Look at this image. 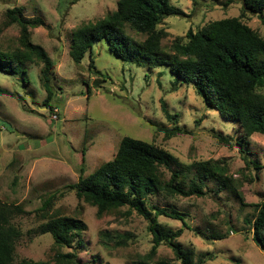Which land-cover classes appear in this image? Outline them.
I'll return each instance as SVG.
<instances>
[{"label": "rangeland", "instance_id": "obj_1", "mask_svg": "<svg viewBox=\"0 0 264 264\" xmlns=\"http://www.w3.org/2000/svg\"><path fill=\"white\" fill-rule=\"evenodd\" d=\"M119 0H0V47H20L21 27L10 23L7 11L20 8L25 17L43 23L30 27L31 39L42 45L54 61L52 107L45 104L47 91L40 79L42 64L28 63L26 73L0 71V201L19 205L25 213L14 218L22 235L16 242L17 259L53 260L57 251L50 234L37 231L42 222L39 208L53 198L52 210L82 219V245H75L80 262L88 264H136L153 246L149 222L128 207L97 215V208L78 199L70 186L114 158L120 142L129 135L154 143L186 164L215 160L229 164L230 175L239 185L245 204L233 191L215 192L206 180L204 196L165 197L154 194L148 204L177 209L186 214L189 228L178 239L196 253L211 252L205 264H264V252L252 238L247 220L264 199V134L249 139L247 166L240 147L221 142L215 133L242 138L239 124L209 108L192 84L176 82L168 66L148 67L126 62L99 42L96 66L89 55L81 63L70 57L73 32L82 24L97 21L117 9ZM185 15L164 20L169 35L162 44L170 50L177 36L196 31L209 21L242 17L264 37V24L257 15L243 12L242 0H171ZM138 42L145 35L128 29ZM165 105L171 117L163 110ZM58 109V119L53 115ZM176 128H179L177 130ZM177 130V131H176ZM263 166L257 169L256 166ZM163 179L170 171L162 168ZM194 173V172H193ZM191 173L190 176L193 175ZM166 227H183L180 220L159 216ZM219 231L218 239L207 236ZM201 232V233H199ZM130 233L127 246H116L109 235ZM70 251L71 248H63ZM174 264L172 249L162 244L155 259Z\"/></svg>", "mask_w": 264, "mask_h": 264}, {"label": "trees", "instance_id": "obj_2", "mask_svg": "<svg viewBox=\"0 0 264 264\" xmlns=\"http://www.w3.org/2000/svg\"><path fill=\"white\" fill-rule=\"evenodd\" d=\"M242 3L243 17L245 13L257 15L264 24V0H242ZM7 15L10 23H18L21 27L20 47L13 50L0 47V71L26 73L28 63L42 64L40 79L48 93L45 104L52 107L54 61L42 45L32 41L29 29L43 22L25 17L17 7L8 10ZM180 15L185 12L171 0H119L117 9L106 17L84 23L73 32L70 57L79 64L88 54L90 68L103 75L94 58V47L103 41L113 54L126 62L150 68L168 66L176 75V82L192 84L209 108L240 125L243 136L234 142L220 133H215V137L239 146L247 166L256 164L247 158L249 152L246 151L253 134H264V37L242 17H226L209 21L196 31L190 29L185 36H177L170 50H166L162 41L169 32L161 24L170 16ZM128 29L145 35V39L136 41ZM0 92H4L1 86ZM163 110L172 118L165 105ZM163 167L170 171L168 180L163 179ZM206 180L216 182L215 192L231 190L245 204L226 161L219 163L209 159L186 164L163 147L126 135L113 159L89 175H82L70 187L79 200L97 208L98 216L128 207L130 212L136 211L149 222L153 246L149 253L139 257L136 264H174L166 258L155 259L162 244L172 249L180 264H205L214 258L211 252L196 253L178 240L184 227H190L186 214L173 208L150 206L148 198L154 194L204 196ZM52 206L53 198H48L39 208L42 222L37 231L52 236L57 248L53 260H19L15 251L22 231L13 220L25 210L19 205L0 201V264H88L80 262L74 250L75 245H82L81 235L87 229L85 222L57 209L52 210ZM162 215L180 220L184 226L175 230L166 227L158 221ZM247 224L252 238L264 252V199L255 205V213ZM130 235H109V238L116 246H127ZM223 236L216 231L207 239ZM65 247L72 250L64 251Z\"/></svg>", "mask_w": 264, "mask_h": 264}, {"label": "water", "instance_id": "obj_3", "mask_svg": "<svg viewBox=\"0 0 264 264\" xmlns=\"http://www.w3.org/2000/svg\"><path fill=\"white\" fill-rule=\"evenodd\" d=\"M0 125H3L5 127L9 128L10 130L13 129L12 126L9 123L5 122V121H0Z\"/></svg>", "mask_w": 264, "mask_h": 264}, {"label": "built area", "instance_id": "obj_4", "mask_svg": "<svg viewBox=\"0 0 264 264\" xmlns=\"http://www.w3.org/2000/svg\"><path fill=\"white\" fill-rule=\"evenodd\" d=\"M55 113L53 115V119L57 120L58 119V109H55Z\"/></svg>", "mask_w": 264, "mask_h": 264}]
</instances>
